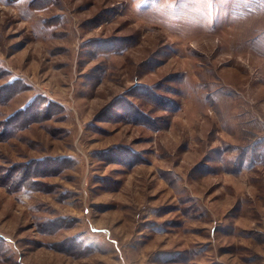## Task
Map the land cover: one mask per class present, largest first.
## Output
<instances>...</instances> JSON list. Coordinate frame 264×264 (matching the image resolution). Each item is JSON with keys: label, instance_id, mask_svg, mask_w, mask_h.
<instances>
[{"label": "rangeland", "instance_id": "rangeland-1", "mask_svg": "<svg viewBox=\"0 0 264 264\" xmlns=\"http://www.w3.org/2000/svg\"><path fill=\"white\" fill-rule=\"evenodd\" d=\"M0 236V264H264V0H0Z\"/></svg>", "mask_w": 264, "mask_h": 264}, {"label": "trees", "instance_id": "trees-1", "mask_svg": "<svg viewBox=\"0 0 264 264\" xmlns=\"http://www.w3.org/2000/svg\"><path fill=\"white\" fill-rule=\"evenodd\" d=\"M48 109V107H45L43 109L40 108V110H44L46 111ZM40 111L38 110L37 112L35 111L34 113H39ZM42 112V111H41ZM32 117H33V113H32ZM29 170H32V168H28ZM1 237V236H0Z\"/></svg>", "mask_w": 264, "mask_h": 264}]
</instances>
